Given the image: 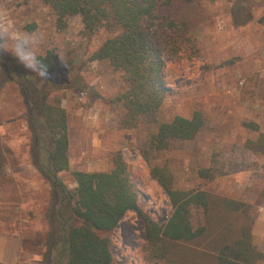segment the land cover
Listing matches in <instances>:
<instances>
[{
  "label": "rangeland",
  "instance_id": "374dc122",
  "mask_svg": "<svg viewBox=\"0 0 264 264\" xmlns=\"http://www.w3.org/2000/svg\"><path fill=\"white\" fill-rule=\"evenodd\" d=\"M199 3L201 20L180 38L177 54L168 51L165 55L171 92L156 115L136 118L127 115L120 98L127 86L125 74L108 60H89L116 31L88 34L80 15L70 17L68 27L59 30L55 13L44 0H0V26L45 33L41 52L55 50L60 67L74 56V64L87 63L82 70L85 89L73 86L54 93L62 96L68 115L70 169L61 176L69 188L77 186L72 171L111 170L113 153L121 150L140 188V203L154 221H165L172 210L157 179L168 174L176 188H205L249 204L256 222L264 206V154L248 146L257 131L244 124L254 121L264 131V0ZM57 40L59 48L54 43ZM4 55L10 54L0 55V150L6 157L0 172V222L17 221L30 229L41 223L46 228L44 238L51 224L46 211L52 187L35 165L25 94L28 85L19 72H6L1 63ZM29 71L39 84L45 78L61 79V84L73 80V75L62 71L50 75L37 72L36 67ZM196 110L203 113L205 124L194 139L172 140L164 150L150 146L160 122L177 114L191 117ZM210 167L214 178L200 177L199 170ZM193 220L196 226L205 222L202 209L193 210ZM257 229L254 242L257 239L264 252L262 221ZM144 244L142 216L130 210L114 232L115 260L118 264H151ZM57 255L54 248L47 264H56Z\"/></svg>",
  "mask_w": 264,
  "mask_h": 264
},
{
  "label": "trees",
  "instance_id": "16d2710c",
  "mask_svg": "<svg viewBox=\"0 0 264 264\" xmlns=\"http://www.w3.org/2000/svg\"><path fill=\"white\" fill-rule=\"evenodd\" d=\"M44 2L55 13L59 30L68 27L70 17L80 15L88 34L101 29L116 31L89 60H108L125 74L127 86L120 98L131 118L153 116L162 108L171 92L165 55L168 51L179 52L180 38L201 20L203 13L200 0ZM74 57L60 67L57 52L48 50L36 66L37 72L46 75L60 71L73 75V80L65 84L50 78L39 84L37 76L23 69L13 56L1 58L6 72H19L28 85L25 94L32 150L37 154L35 165L52 187L46 211L51 223L46 236V264L52 261L54 248L58 249L56 264H118L112 251L114 232L130 210L142 216L144 253L151 264H261L264 252L254 242L255 217L250 214L249 204L205 188H176L173 177L162 174L157 179L168 194L172 210L165 221L156 222L140 203V188L121 150L113 153L111 170L72 171L77 186L69 188L61 176L70 169L68 115L62 96L54 93L73 86L85 89L82 70L87 63L74 64ZM204 124L199 110L191 117L177 114L159 123L150 146L164 150L172 140L194 139ZM244 125L257 131L248 143L250 149L264 154L260 125L254 121ZM5 160L0 150V172ZM199 175L214 178L211 167L200 169ZM196 208L202 209L205 219L197 226L193 220Z\"/></svg>",
  "mask_w": 264,
  "mask_h": 264
},
{
  "label": "crops",
  "instance_id": "0c3cea01",
  "mask_svg": "<svg viewBox=\"0 0 264 264\" xmlns=\"http://www.w3.org/2000/svg\"><path fill=\"white\" fill-rule=\"evenodd\" d=\"M36 212V211H35ZM264 223V206L260 208L253 227V234L257 237V223ZM43 224L21 226L17 221L13 223L0 222V264H46L47 252L46 228ZM28 230V234L25 232ZM35 232L34 234L30 233ZM256 243L260 244L257 239Z\"/></svg>",
  "mask_w": 264,
  "mask_h": 264
},
{
  "label": "clouds",
  "instance_id": "9594fccd",
  "mask_svg": "<svg viewBox=\"0 0 264 264\" xmlns=\"http://www.w3.org/2000/svg\"><path fill=\"white\" fill-rule=\"evenodd\" d=\"M46 35L14 26H0V55L10 54L26 70H33L42 60L41 48ZM57 48L60 41L54 42Z\"/></svg>",
  "mask_w": 264,
  "mask_h": 264
}]
</instances>
